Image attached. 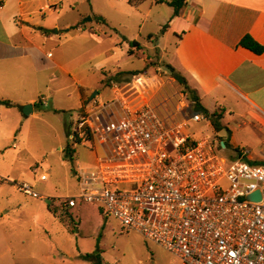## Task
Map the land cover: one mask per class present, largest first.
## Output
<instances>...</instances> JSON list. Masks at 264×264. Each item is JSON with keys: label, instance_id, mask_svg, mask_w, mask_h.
Listing matches in <instances>:
<instances>
[{"label": "rangeland", "instance_id": "rangeland-1", "mask_svg": "<svg viewBox=\"0 0 264 264\" xmlns=\"http://www.w3.org/2000/svg\"><path fill=\"white\" fill-rule=\"evenodd\" d=\"M154 1L50 0L46 12L40 11L41 4L33 5L41 26L33 30L54 38L48 48L52 54L70 49L72 58L66 56V63L72 79L81 82L83 97L80 99L77 86H72L70 98L53 102L54 109L37 107L39 114L28 118L17 107H0V264H98L83 258L95 252L102 264H180L160 246L135 232H126L97 206L79 204L70 212L56 206L58 200L78 197L81 172L95 166L92 142L75 141L73 124L83 110L89 111L94 99L89 100L96 93L103 104L112 101L110 88L125 81L111 80L117 62L128 72H138L136 98L142 101L151 96L168 112L184 107L186 97L169 79L170 73L154 48L158 42L169 48V37H162L161 30L173 9ZM132 42L139 43L145 58L152 59L148 67L144 58L128 56ZM79 50L83 59L74 57ZM146 67L152 72L147 83L143 76ZM65 81L67 84L69 77ZM118 87L128 91L126 86ZM117 100L129 106L127 99ZM187 104L184 117L193 116L191 104ZM54 110L65 112L56 114ZM188 129L195 138L229 142L224 131L215 133L206 121L189 123ZM233 143L219 150V155L229 158L233 150L243 148L253 157H264V133L238 130ZM69 149L74 151L72 159L67 156ZM20 184H28L39 196L19 191ZM50 205L53 212L48 210Z\"/></svg>", "mask_w": 264, "mask_h": 264}, {"label": "built area", "instance_id": "built-area-1", "mask_svg": "<svg viewBox=\"0 0 264 264\" xmlns=\"http://www.w3.org/2000/svg\"><path fill=\"white\" fill-rule=\"evenodd\" d=\"M118 106L120 116L107 120ZM88 108L73 124V139L89 134L101 153L81 172L78 197L57 207L97 206L180 264H264V165L243 148L220 156L223 141L195 138L185 121L150 103L133 109L93 101ZM190 121L209 123L199 113ZM17 188L39 196L28 184ZM256 192L259 201L250 199Z\"/></svg>", "mask_w": 264, "mask_h": 264}, {"label": "crops", "instance_id": "crops-1", "mask_svg": "<svg viewBox=\"0 0 264 264\" xmlns=\"http://www.w3.org/2000/svg\"><path fill=\"white\" fill-rule=\"evenodd\" d=\"M35 3L41 4V12L50 9V0H0V100L18 106L32 105L33 112L29 116L39 114L35 104H39L38 109L44 105L54 109L53 102L64 96L70 98L72 86L76 85L80 99L83 97L81 82L72 79L66 63V56L72 58L70 49L52 54L48 48L54 38L33 30L41 27L34 16L38 12L32 10ZM161 35L169 37L170 44L169 48H164L158 42L154 47L159 51L160 62L172 66L187 80L207 111L223 112L222 125L229 131L231 145L234 146L233 137L238 130L264 133V53L255 55L239 46L241 39L249 35L264 47V0H187L180 15L169 18ZM59 42L65 46L61 40ZM82 55L79 50L74 57L83 59ZM128 56L144 58L147 67L152 61L150 57L145 58L142 47L132 49ZM147 67L143 72L146 83L152 76ZM132 73L116 63L111 80L124 78L125 81L110 88L111 102L127 99L133 109L150 103L166 117L185 121L188 125L192 123L190 114L184 117L188 108L186 100L182 109L168 112L151 96H145L142 101L136 98L133 93H136L138 75ZM66 76L69 77L67 84ZM169 79L176 83L171 77ZM119 85L126 86L128 91L123 92ZM94 102L103 104L99 94L95 95ZM120 114L116 107L115 113L106 118L117 119ZM95 153L100 155V149ZM248 157L250 162L264 165V157L256 158L250 153Z\"/></svg>", "mask_w": 264, "mask_h": 264}, {"label": "trees", "instance_id": "trees-1", "mask_svg": "<svg viewBox=\"0 0 264 264\" xmlns=\"http://www.w3.org/2000/svg\"><path fill=\"white\" fill-rule=\"evenodd\" d=\"M89 1V0H87ZM186 1L187 0H156V3L159 5H166L169 8L173 9V17H177L180 15L181 10L186 6ZM130 5H134L132 1L129 2ZM1 7V5H0ZM97 21L103 22V19L100 17H97ZM166 30V26L163 27L161 30V33ZM151 38V37H150ZM239 46L241 48L247 49L254 53L255 55H262L264 53V47L260 44H258L255 40H253L249 35L243 37L239 43ZM130 50L128 52L129 55L132 54V49H141V45L137 42H132L129 43ZM165 68L168 70L170 73V77L176 82V84L179 86L181 89V93L186 97V100L191 104L192 111L195 113L201 114L204 119H206L211 127L212 130L215 133H220L223 131H226L227 136L230 138L229 131L227 130L226 127L222 125V119H223V112L221 110H217L214 113H210L207 111L200 103V98L197 93V91L193 90L187 83V80L180 74L178 73L172 66L170 65H165ZM132 74H138L132 73ZM39 105V104H37ZM36 104L34 105L35 107H38ZM0 106H5L7 108H12V107H18V105L12 104L10 101L7 100H0ZM55 113H60L59 111H54ZM90 135L87 134V140H90ZM80 142V141H78ZM224 145L226 148L230 147V143L227 141H223ZM74 151L68 150L67 151V156L72 159V154ZM59 208V207H58ZM60 209V208H59ZM76 209V208H75ZM48 210L53 212V206L50 205L48 206ZM74 210V209H73ZM73 210H65L66 212H70ZM85 260L92 261L96 260L98 264H102L101 259H100V254L98 252L92 253V254H87L83 257Z\"/></svg>", "mask_w": 264, "mask_h": 264}, {"label": "water", "instance_id": "water-1", "mask_svg": "<svg viewBox=\"0 0 264 264\" xmlns=\"http://www.w3.org/2000/svg\"><path fill=\"white\" fill-rule=\"evenodd\" d=\"M90 20V19H89ZM97 95V93L95 94ZM95 95H93L91 97V100L94 99ZM18 110L21 112V114L24 116V117H28L29 115L32 114L33 112V107L32 105H19L18 107ZM222 147H225L224 143L221 144ZM250 199L254 200V201H259L260 200V194L259 192H256L254 193Z\"/></svg>", "mask_w": 264, "mask_h": 264}]
</instances>
